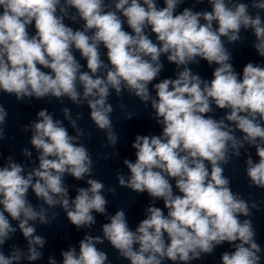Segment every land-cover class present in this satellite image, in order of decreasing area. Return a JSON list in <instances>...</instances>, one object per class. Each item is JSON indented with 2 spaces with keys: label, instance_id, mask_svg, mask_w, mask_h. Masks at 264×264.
Here are the masks:
<instances>
[{
  "label": "clouds",
  "instance_id": "clouds-1",
  "mask_svg": "<svg viewBox=\"0 0 264 264\" xmlns=\"http://www.w3.org/2000/svg\"><path fill=\"white\" fill-rule=\"evenodd\" d=\"M206 2L210 11L185 7L177 14L184 0H163L162 7L157 0H0V92L17 101L86 103L91 121L113 147L119 138L108 102L112 90L117 97L126 90L145 106L150 102L162 126L160 135H136L131 145L135 161H123L130 175H117L121 187L153 200L132 230L123 209L106 215L103 182L89 178L88 186L78 187L70 198L65 176L81 181L93 175L94 161L81 140L92 133L78 124L83 114L73 118L70 108L61 109L75 130L70 135L62 120L46 109L38 111L37 119L23 128L31 129L38 167L26 168L11 155L0 167V264L42 257L46 241L36 235L35 222L52 223L58 213L49 215V210L57 206L77 229L92 228L93 213L109 221L102 225V236L85 234L79 251L74 246L62 250L61 264H111L97 247L105 242L129 264H189L224 243L234 251H225L221 264H262L251 219L259 203L232 190L224 166L244 149L249 186L264 190V66L248 62L241 75L226 47L242 42V29L251 30L252 47L264 58V0H251L254 12L241 0ZM66 20L81 26L73 28ZM165 55L176 66V76L153 83ZM201 60L216 66L211 80L189 67ZM213 104L227 110L220 119L209 115ZM118 106L126 109L123 103ZM133 114L125 112L124 118ZM7 117L0 104V141ZM246 145L254 147L258 160ZM22 154L32 156L27 148ZM30 189L42 201L39 206L30 202ZM107 191L116 195L114 187ZM156 200L163 201L166 214ZM12 221L27 240V252L12 246L6 255L3 246L17 232ZM48 264L57 261L49 257Z\"/></svg>",
  "mask_w": 264,
  "mask_h": 264
},
{
  "label": "water",
  "instance_id": "water-1",
  "mask_svg": "<svg viewBox=\"0 0 264 264\" xmlns=\"http://www.w3.org/2000/svg\"><path fill=\"white\" fill-rule=\"evenodd\" d=\"M241 2L249 4L250 12L256 10L251 7V0H241ZM159 6H163V0H157ZM191 8L193 11L211 10V6L206 2L195 3V0H184L177 9V14L183 9ZM264 17V12H261ZM66 23L73 28H79L80 24H73L71 21L66 20ZM82 23V22H81ZM126 27V26H125ZM129 30L130 29H126ZM34 34V29H30ZM242 42L236 44H226L229 51L232 52L233 60L231 61L238 73L242 75L243 67L248 62L258 63L264 66V58L252 47L255 42V37L252 35L251 30H241ZM155 41L154 34L151 37ZM106 53V49L103 50ZM78 59H81L79 53H76ZM106 58V57H105ZM161 61L163 63V69L160 76L153 83H157L164 78H175L177 68L174 64L167 61V57L162 56ZM81 63L85 65L86 61L81 59ZM192 71L199 74L202 79H212V72L215 65L209 66L206 61L201 60L199 64L189 65ZM153 97L155 91L152 86H149ZM108 102L113 106V113L111 114L113 120L114 130L118 136V142L115 147L108 145L106 134L95 127L90 118V109L87 104H83L79 107L72 104L70 100L64 98L63 104L57 101L55 98L51 99V102L46 98L44 100H36L31 98L30 101H17L15 96L8 95L0 92V104H2L8 111V117L5 125V139L0 141V167L7 163V157L12 156L13 160L17 163L26 165V168L38 167L39 161L37 159L39 153L30 144L31 129L23 131L24 126L29 125L31 122L37 119L38 111L46 109L49 113L53 114L54 119H60L63 121L64 126L68 128L70 135H75V130L71 128V125L67 120H64L61 109L68 107L71 109L73 118L78 113H82V119L78 121L80 127H83L86 131L92 133L91 137H82V142L88 147L89 152L94 161L93 175L91 177H85L84 180L77 181L71 176H65V184L69 188L70 198H74L76 195V189L78 187H87L86 180L89 178L97 179L105 184V190L103 195L108 200L106 215H114L119 209H123L128 218L129 226L132 230L139 222L145 217V209L153 203L151 197L147 193H135L130 189L123 188L119 185L117 180L118 174H124L125 177L130 173L123 161L125 159L135 161V150L131 147L135 140L136 135H160L162 134V126L157 124L153 118L154 110L151 108L150 102L145 106L144 102L140 101L138 97L129 95L125 90L121 96L117 97L114 90L111 91V95L108 98ZM126 105L125 110L119 108V104ZM227 110H221L216 108L213 104V112L210 113L213 118L220 119L226 114ZM125 112L134 113L132 118L125 119ZM237 135H241L237 132ZM27 148L32 152V156L25 157L22 154V149ZM247 152L252 155L254 161L258 160L255 154L254 147L246 145ZM241 157L239 159L233 158L231 162L224 166V175L231 180V188L234 192L240 193L245 199L254 200L259 203V210L253 209V216L251 217L254 228L256 229V240L261 245V257L262 264H264V190L256 187H250L249 181L245 174L244 160L247 158L245 150L241 149ZM107 158H104V157ZM174 186V181H173ZM108 187H114L116 189V195L113 196L107 191ZM174 191H178L174 187ZM29 200L34 206H39L42 201L37 200L35 194L29 190ZM155 206L163 209V201L156 200ZM45 207H47L45 205ZM165 214L166 209H163ZM52 212L58 213L56 219L52 223L44 225L39 222H35L36 235L44 237L46 243L40 251L43 253L42 257L37 261L29 262L22 260L20 264H48L49 257H54L57 264H61L62 257L60 255L62 250H67L69 246L76 247L79 251V241L83 239L85 234L101 235L102 225L109 222L106 219V215L99 213H93L96 218V224L92 228L77 229L67 219L66 213L62 208L57 206L55 209L49 210V215ZM246 217H241V220ZM32 223V222H30ZM14 227H17L18 222L12 221ZM12 246L21 248L24 252H27V240L23 237L22 233L17 227V232L13 235L12 239L7 241L3 246L5 254H9ZM98 248L105 251L108 254L111 264H129L128 261L119 257L116 250H114L108 242L102 245H97ZM225 251H234V249L227 243L217 246L213 253L203 256L200 260L190 261L189 264H221V256ZM171 264V262H166Z\"/></svg>",
  "mask_w": 264,
  "mask_h": 264
}]
</instances>
